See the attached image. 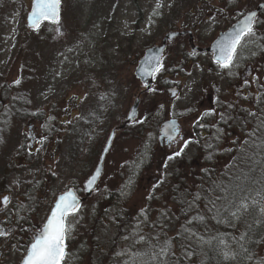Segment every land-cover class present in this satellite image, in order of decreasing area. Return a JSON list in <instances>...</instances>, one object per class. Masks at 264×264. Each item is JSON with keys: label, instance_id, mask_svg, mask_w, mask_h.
<instances>
[{"label": "rangeland", "instance_id": "obj_1", "mask_svg": "<svg viewBox=\"0 0 264 264\" xmlns=\"http://www.w3.org/2000/svg\"><path fill=\"white\" fill-rule=\"evenodd\" d=\"M32 1L0 0V202L11 197L6 207L0 203V228L6 231L10 227L6 216L25 196L27 208L18 209V216L27 212V222L42 224L58 195L82 189L97 165L106 138L134 104L140 82L133 72L147 49L161 45L170 33L199 25V21L204 23L199 36L210 45L218 29L230 24L221 18L205 22L207 17L202 18V14L214 12L230 20L234 10L241 15L264 2L62 0L60 22L32 31L26 23ZM219 3L221 13L215 10ZM192 8H197L202 19L191 14ZM255 32L256 36L238 51L232 67L241 70L244 63L252 65L257 77L263 78L257 86L245 85L251 92L248 99L238 101L231 92L235 87L215 80L210 73L211 62L205 57L194 70L185 68L191 73L178 106L186 107L201 78L212 86L208 97L214 104L208 120L215 123L209 124L201 147L196 145L190 151V160L196 161L191 166L193 175L182 165H176L170 173L158 167L154 149L164 117L161 111L152 112L153 104L147 103L153 98H148L147 110L140 108L135 126L142 129V134L118 133L98 190L69 219L70 242L63 264H130L132 254L142 257V244L146 246V242L141 237L155 235L156 227L163 228L160 231L167 238L174 235L167 211L176 215L181 207L172 196L194 194L207 186L212 159L221 163L216 165L215 175L226 173L246 135L264 113V95L257 96L264 93V22ZM173 42L163 56L171 78L174 70L170 69L178 67L183 56L178 53L185 48L180 45L184 41ZM216 88L222 96L220 93L215 101ZM104 114L109 117L105 119ZM146 115L150 121H144ZM97 120L95 127L93 122ZM204 144L206 152L200 154ZM30 150L33 155L29 156ZM13 163L19 166L8 168ZM146 177H157V181ZM42 199L45 205L39 207ZM33 207L39 208L36 214L29 210ZM24 236L19 231L0 236V264L21 263ZM112 243L117 245L114 250ZM103 248L109 251L101 255Z\"/></svg>", "mask_w": 264, "mask_h": 264}, {"label": "trees", "instance_id": "obj_2", "mask_svg": "<svg viewBox=\"0 0 264 264\" xmlns=\"http://www.w3.org/2000/svg\"><path fill=\"white\" fill-rule=\"evenodd\" d=\"M246 1L250 4V0L243 2ZM260 3L261 1L256 3L250 11L255 10ZM262 22H264V11L257 19L255 29ZM123 122L124 118L117 123V128H120ZM136 124L126 126L118 132L142 134V129L136 128ZM253 128L246 135L245 142L237 150L236 158L233 157L223 176L215 175L214 170L221 166V163L212 159L206 178L207 186H201L194 194L191 191L189 195L172 196L181 207V213L177 211L176 215H172L171 210L167 211V216L173 223H165L170 227L173 225L171 230L174 235L167 238L160 231L163 228L156 227L155 235H147L143 239L147 246L142 249L141 258L146 260V257L152 258L153 254H157L159 264H264V213L260 211L264 208V113L258 117V124ZM204 147L198 151L200 154H205L206 144ZM192 160L189 155L183 165L181 163L176 165L186 166L187 169L189 167L192 176L195 172L191 167L192 162H196ZM198 165L205 167V163L199 162ZM17 166L13 163V166L8 168L16 169ZM169 175L168 177L172 176ZM241 195L247 198L248 209L243 211L239 218H233L229 210H235L232 208L233 202H238L237 198ZM252 200L256 201L255 205ZM38 205L39 207L45 205L44 200L42 199ZM23 206L27 208V196L16 201L6 217L9 219L7 223L12 233L19 231L25 235L24 250H26L34 228L41 224L27 222V212L18 216V209ZM38 209L33 207L29 210L36 214ZM165 219L167 220L166 216ZM118 229L121 231L122 225ZM68 241L66 246L70 242ZM164 247L166 254L160 255V249ZM225 250H231L234 258L225 259L222 254Z\"/></svg>", "mask_w": 264, "mask_h": 264}, {"label": "flooded vegetation", "instance_id": "obj_3", "mask_svg": "<svg viewBox=\"0 0 264 264\" xmlns=\"http://www.w3.org/2000/svg\"><path fill=\"white\" fill-rule=\"evenodd\" d=\"M222 3H219L216 6L215 10L219 9L217 13L223 12V9L221 8ZM200 8V7H199ZM233 9L231 10V12ZM191 14L196 17L197 19H202L204 16L207 17L205 22L213 19V18H221L223 22L230 24L225 29L222 27L218 29L219 31L215 34V38L213 39L212 43L210 45L206 44L201 37L199 36L200 29L202 26H204L203 21H199L200 24L197 26H191L188 27L184 32H179L185 34L184 36H179L175 42L184 41L181 46H184L183 53H178L180 55H183L182 57H178L180 60L178 61L179 65L175 69H170L171 71L174 70V77L171 78V72L167 69H165L164 61L162 64V67L157 72V75L155 77L154 81V87L150 92L145 93V87L142 86L140 83V88L137 91V93L134 95L135 98H137L136 95L139 96V99L141 100V109L146 112L145 104L147 102L148 98H153V101L151 103H147L148 105H152V112L161 111V114H163L164 120L172 119L176 120L178 122V133L179 135L170 143L167 138H160V126L157 129V141H156V147L154 149L155 154L158 155L157 163L158 167L166 168V171L174 168L176 166V163H181L182 165L185 163L186 160H188L190 151L193 149L196 145H201V140L205 138V135L207 134V129L209 126V114L213 113L212 108L214 107V104H212V97H208V88L212 89L211 85H207L206 80L201 78L199 80L198 86L196 87V93L192 95L190 98V102L186 105L185 108H180L178 106V103L181 101L182 94L184 92L185 84H186V77L190 75V71L186 72V69H193L195 66H199L200 64V58L205 57L207 60L211 62L210 66V73L215 76V80L218 81H226V87L232 86L235 87V90H231L233 93V96L240 100L248 99V96L250 95V91L245 85H256V82L258 80H262L263 78L257 77V73L255 72V69L252 65H248L243 67L241 70L236 69H224L219 67L218 65L214 64L212 61V55L207 52V49L210 48V46L213 44V42L219 38L220 35L226 33L235 23H237L246 13H242L241 15L237 14L234 10L232 15L230 16V20L226 17L223 19L222 17H218L213 13L209 12L207 14L198 13L197 8L192 9ZM201 15V17H200ZM187 41V43H186ZM163 44V42H162ZM161 44V45H162ZM176 44V43H172ZM158 45V46H161ZM169 44L167 45V47ZM166 50L170 47L167 48ZM148 50V49H147ZM146 50V51H147ZM165 50V52H166ZM164 52V53H165ZM192 53H195L193 55ZM143 57V55H142ZM142 58L139 59L141 61ZM164 60V59H163ZM251 61L252 58L250 59ZM138 61V62H139ZM163 71V72H162ZM166 71V75H165ZM205 73V72H204ZM202 73V75L204 74ZM207 73V72H206ZM134 74V73H133ZM247 81V83H245ZM139 82V81H138ZM137 82V83H138ZM217 86V85H215ZM175 90L176 96L173 98L172 93L170 91ZM220 90L216 88V94L217 97L215 101L220 97ZM263 94H257V96H263ZM222 96V93H221ZM197 98V99H196ZM220 100V99H219ZM218 100V101H219ZM231 102V101H229ZM193 103V104H192ZM146 104V105H147ZM164 105V106H163ZM193 105V107H192ZM107 108V105L105 106V109ZM105 117V114L104 116ZM109 117L108 115L105 117V119ZM151 119V118H150ZM149 116L146 115L144 118V121H150ZM217 119V117H216ZM124 123V122H123ZM215 122H212L214 124ZM146 124V123H145ZM148 124V123H147ZM124 125H121L120 128L117 129L115 140L118 136V133L123 130L122 128ZM31 140H33V135L31 137ZM114 140V142H115ZM185 142H187V146L185 147ZM34 144V143H33ZM183 148V152L181 155H179V159H177L178 156H175L174 159L169 160L168 156L173 155L175 152ZM187 150V151H186ZM30 154H33V152L30 150ZM154 152L152 156L155 158ZM147 178V177H146ZM151 181L156 182L157 177H150L147 178ZM109 250L106 249L103 251L102 254H106Z\"/></svg>", "mask_w": 264, "mask_h": 264}, {"label": "snow or ice", "instance_id": "obj_4", "mask_svg": "<svg viewBox=\"0 0 264 264\" xmlns=\"http://www.w3.org/2000/svg\"><path fill=\"white\" fill-rule=\"evenodd\" d=\"M60 4L61 0H33L32 11L29 14L31 26L38 29L42 21L58 22ZM256 23V12H249L247 15H244L243 19L239 20L230 31L224 33L215 42L213 46V56L219 67L231 69L234 66L238 49L256 36ZM192 54L195 55V53ZM161 67L162 64L159 61V57L156 54H152L144 62L142 72L146 76L154 77ZM16 83H19V81H16ZM245 83H247V81H245ZM173 95H175V92H173ZM250 115H255V113H250ZM128 120L130 122H139L136 121L135 110L129 114ZM177 134L178 127L175 121L166 125L165 137L170 143ZM184 146H187V142H185ZM182 152L183 148L173 155L168 156V159H174L175 156L181 155ZM100 174L101 169L98 167L95 174L87 180L86 191L93 190V185ZM225 191H227V189H225ZM237 200L238 202L234 201L232 205V208L235 210H229L233 218H239L242 212L246 211L249 206L246 202L247 198L243 195L238 197ZM0 203L7 205L9 203V198L7 196L4 197L3 201ZM252 203L255 205L256 201L252 200ZM79 208L80 200L74 190L69 189L61 194L55 201L43 225L34 228L22 264H63L66 256V240L71 231L69 216L77 213ZM260 211L264 213V208H261ZM7 234L8 232L6 230L0 228V236H5ZM241 238L243 239V237ZM141 240H143V237H141ZM165 254L166 247L161 248L160 255ZM222 254L225 259L234 258V254L231 250H225ZM132 256L133 259L130 261V264H141V257L138 254H132ZM153 257H155V254H153Z\"/></svg>", "mask_w": 264, "mask_h": 264}, {"label": "water", "instance_id": "obj_5", "mask_svg": "<svg viewBox=\"0 0 264 264\" xmlns=\"http://www.w3.org/2000/svg\"><path fill=\"white\" fill-rule=\"evenodd\" d=\"M61 2H62V0H61ZM32 7H33V2H32V6H31V10H30V12L32 11ZM262 10H264V3H263V4H260V5L257 7V9H256L255 11H252V12H256L257 17H258L259 13H260ZM30 12H29V14H30ZM29 14H28V16H27V28L30 29V30H38V29L41 27V25H43V24H45V23H47V24H51V25H56V24L59 23L60 18H61V4H60V7H59V17H58V22H51V21H47V20L42 21L38 29H37V28H34V27L31 26L30 21H29ZM247 14H248V13H247ZM247 14H246V15H247ZM242 19H243V18H242ZM242 19H241V20H242ZM237 23H238V22H237ZM237 23H235L233 26H235ZM232 28H233V27H231L228 31H230ZM228 31H227V32H228ZM180 35H183V34H178V33H170V34H168V35L164 38L163 44H162L161 46H159V47H154V48L149 49L148 51H146L145 54H144V56H143V58L141 59V61H139L138 65H137V67H136V69H135V71H134V75H135L136 79L139 80L140 83L146 88V92H149V91L152 89V87H153V85H154V78H155L157 72H156V74H155L154 77L144 75L143 72H142V68H143L144 62L147 60V58H148L150 55H152V54H156V55L159 57V61H160V63H161V59H162V56H163L164 51H165V49H166L167 43L172 42L176 37H178V36H180ZM222 35H223V34H222ZM222 35H220L219 38H220ZM219 38H218V39H219ZM218 39H217V40H218ZM217 40H216V41H217ZM216 41H215V42H216ZM215 42L212 44V46H211L209 49H207V52L210 53V54H212V55H213V46L215 45ZM213 62L216 64L214 56H213ZM146 85H147V87H146ZM170 92L172 93V97L174 98V97L176 96V91H175V90H172V91H170ZM173 92H175V95H173ZM133 110H135V112H136V121H137V120L139 119V115H140V112H139V110H140V99H139V98L136 99V101H135V103L133 104V106L129 109L128 114H127L126 119H125V126H128V125H131V124L135 123V122H130V121L128 120V116H129V114H130ZM172 121H175V120H171V121L166 120V121L162 124L161 129H160V138H166V137H165L166 125H168V124L171 123ZM175 122H176V125H177V127H178V122H177V121H175ZM125 126H124V127H125ZM177 135H178V134H177ZM177 135L175 136V138L177 137ZM114 138H115V131H113V132L111 133L110 137L108 138V140H107V142H106V145H105V147H104V149H103V151H102V154H101V156H100V159H99V162H98V164H97V167L95 168V170H94L93 173H92V175H94L95 172H96V169H97L98 167L101 169V174H100V176L97 178L95 184L93 185V190H91V191H86V190H85V188H86V182H87V180L92 176V175H91V176H90V177L84 182V184H83V188H84V192H83V193H84V196L80 198V197L77 195V193H76V195L79 197V200H80V206H81L82 204L86 203V202L92 197V195L97 191L98 186H99V184H100V182H101V179H102L103 176H104L105 162H106L107 156H108L109 153H110V150H111V147H112V144H113ZM175 138H174V139H175ZM106 149H107V150H106ZM59 196H60V195H59ZM59 196H58V197H59ZM58 197H57V199H58ZM57 199H56V200H57ZM56 200H55V201H56ZM55 201H54V203H55ZM54 203H53L52 207L54 206ZM52 207H51V208H52ZM50 210H51V209H50ZM49 213H50V211H49ZM49 213H48V215H49ZM48 215H47V216H48ZM69 217H71V216H69ZM46 218H47V217H46ZM45 221H46V219H45ZM45 221H44V222H45ZM42 225H43V224H42ZM22 261H23V260H22ZM21 264H22V262H21Z\"/></svg>", "mask_w": 264, "mask_h": 264}, {"label": "bare ground", "instance_id": "obj_6", "mask_svg": "<svg viewBox=\"0 0 264 264\" xmlns=\"http://www.w3.org/2000/svg\"><path fill=\"white\" fill-rule=\"evenodd\" d=\"M153 245H155V243ZM142 247L145 248V245L142 244ZM158 260H159V257L156 256V255H155V257H152V258L146 257V261L145 262L141 258V264H159Z\"/></svg>", "mask_w": 264, "mask_h": 264}]
</instances>
